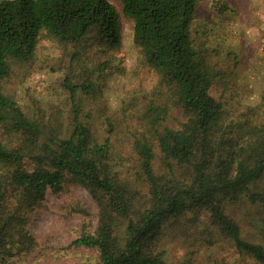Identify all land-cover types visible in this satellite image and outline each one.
<instances>
[{"label": "trees", "instance_id": "obj_1", "mask_svg": "<svg viewBox=\"0 0 264 264\" xmlns=\"http://www.w3.org/2000/svg\"><path fill=\"white\" fill-rule=\"evenodd\" d=\"M119 1L124 16L134 24V43L160 75L162 86L170 89L174 105L189 117L181 129H155L171 172L157 174L155 148L149 139L140 138L134 152L141 178L112 175L110 141L99 144L81 123L75 102L78 91L69 82L73 130L59 139L52 133L45 137L42 128L26 119L19 105L2 92L11 61L31 60L43 32L62 42L91 38L99 48H118L121 19L112 0H0V125L10 140H0V264L38 248L28 229L29 216L49 191L59 194L68 182L82 186L99 208L96 232L83 233L72 242L96 249L98 264H167L157 252L161 243L176 221L199 211L209 212L241 250L264 264V246L243 241L239 227L224 212L226 201L243 195L264 207V192L251 193L264 176V121L225 122L224 105L212 95L217 72L193 40L203 0ZM170 108L151 107L154 125L166 120ZM26 158L35 164L31 170L24 168ZM174 167L187 169L188 175L178 176Z\"/></svg>", "mask_w": 264, "mask_h": 264}, {"label": "rangeland", "instance_id": "obj_2", "mask_svg": "<svg viewBox=\"0 0 264 264\" xmlns=\"http://www.w3.org/2000/svg\"><path fill=\"white\" fill-rule=\"evenodd\" d=\"M112 2L121 19L118 48H99L91 38L62 42L43 32L31 60L11 61V73L1 82V89L26 119L42 128L45 137L52 133L59 139L73 130L69 82L78 91L75 102L81 123L99 144L110 141L109 172L135 181L141 178L134 143L147 138L155 148L156 172L164 177L172 167L160 152L155 129H181L189 117L174 105L170 89L162 86L160 75L134 43V24L124 16L121 2ZM224 5L229 7L226 12L221 10ZM193 40L204 61L217 72L212 95L224 105L225 122L264 121V0H203L195 17ZM166 105L171 107L169 116L154 125L151 107ZM0 140L10 143L1 125ZM34 166L25 159V169ZM174 169L178 176L188 175L185 168ZM262 192L264 176L251 191L255 195ZM224 212L239 227L243 241L264 246V207L259 200L243 195L237 201H226ZM98 223L99 208L92 196L68 182L59 194L49 191L29 216L28 229L38 248L12 257L8 264H98L96 249L72 245L83 233L94 234ZM169 235L157 251L167 264H261L241 250L207 211L183 216Z\"/></svg>", "mask_w": 264, "mask_h": 264}]
</instances>
